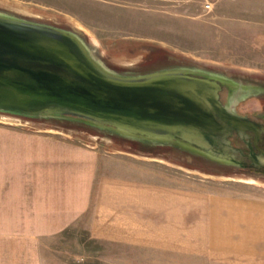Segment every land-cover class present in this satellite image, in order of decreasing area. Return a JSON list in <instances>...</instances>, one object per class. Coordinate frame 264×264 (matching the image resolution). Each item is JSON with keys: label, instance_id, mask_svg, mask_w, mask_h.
<instances>
[{"label": "crops", "instance_id": "1", "mask_svg": "<svg viewBox=\"0 0 264 264\" xmlns=\"http://www.w3.org/2000/svg\"><path fill=\"white\" fill-rule=\"evenodd\" d=\"M126 165L53 129L0 124V264H53L56 241L77 228L118 261L264 264V196L211 192L168 172L144 178Z\"/></svg>", "mask_w": 264, "mask_h": 264}, {"label": "rangeland", "instance_id": "2", "mask_svg": "<svg viewBox=\"0 0 264 264\" xmlns=\"http://www.w3.org/2000/svg\"><path fill=\"white\" fill-rule=\"evenodd\" d=\"M203 1L0 0V13L74 32L107 69L121 75L185 65L249 76L264 83V0H217L210 11L204 9ZM256 97L239 107L259 108ZM0 124L56 130L64 139L124 157L125 170L134 164L137 170L142 168L144 178L150 172H168L211 192L264 196V179L241 172L230 174V170L228 174L226 170L215 174L210 172L212 167L204 171L178 149L152 150L148 146L153 141L74 116H33L0 110ZM83 246L99 249L98 255L88 257L81 252ZM102 248L85 229L68 230L53 246L58 256L53 264H212L189 256L148 254L118 261L105 256Z\"/></svg>", "mask_w": 264, "mask_h": 264}, {"label": "water", "instance_id": "3", "mask_svg": "<svg viewBox=\"0 0 264 264\" xmlns=\"http://www.w3.org/2000/svg\"><path fill=\"white\" fill-rule=\"evenodd\" d=\"M219 90L179 68L115 73L74 32L0 13V110L74 116L227 160L230 136L245 128L223 111Z\"/></svg>", "mask_w": 264, "mask_h": 264}, {"label": "flooded vegetation", "instance_id": "4", "mask_svg": "<svg viewBox=\"0 0 264 264\" xmlns=\"http://www.w3.org/2000/svg\"><path fill=\"white\" fill-rule=\"evenodd\" d=\"M177 68L183 69L195 76L208 78L211 81L214 80L213 82L220 86L219 100L225 109L223 111L227 115L237 117L241 121L239 128H245L244 133L236 130L230 136V141L235 151L228 153L229 159L218 161V159L203 156L171 142L145 137L140 138L148 142L153 141L152 143L154 144L151 143L152 146H148V148L170 147L184 152L189 156L191 162L193 161L200 166L197 168L204 171H207L206 167H212L211 171L208 170L215 174L219 173L217 170H226L227 174L229 173L228 170H230L232 171L230 174L241 172L243 175L264 179V98H261L264 97L262 94L264 83L249 76L224 75L209 69L185 65H177L164 69ZM253 96H257L256 98H258L257 100L260 103L259 108L239 107L240 104Z\"/></svg>", "mask_w": 264, "mask_h": 264}, {"label": "built area", "instance_id": "5", "mask_svg": "<svg viewBox=\"0 0 264 264\" xmlns=\"http://www.w3.org/2000/svg\"><path fill=\"white\" fill-rule=\"evenodd\" d=\"M216 3H217V0H204L203 7L206 11H210L214 8Z\"/></svg>", "mask_w": 264, "mask_h": 264}, {"label": "trees", "instance_id": "6", "mask_svg": "<svg viewBox=\"0 0 264 264\" xmlns=\"http://www.w3.org/2000/svg\"><path fill=\"white\" fill-rule=\"evenodd\" d=\"M149 149H152V150H159L160 148H149ZM161 150V149H160Z\"/></svg>", "mask_w": 264, "mask_h": 264}, {"label": "bare ground", "instance_id": "7", "mask_svg": "<svg viewBox=\"0 0 264 264\" xmlns=\"http://www.w3.org/2000/svg\"><path fill=\"white\" fill-rule=\"evenodd\" d=\"M220 79V78H219ZM214 81V80H213ZM232 84V83H231ZM225 87V86H224ZM222 88H223V86H222ZM219 161V160H218ZM221 163V162H220ZM230 163V162H229Z\"/></svg>", "mask_w": 264, "mask_h": 264}]
</instances>
